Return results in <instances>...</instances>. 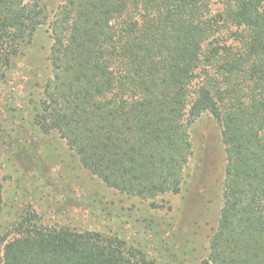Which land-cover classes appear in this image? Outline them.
I'll return each mask as SVG.
<instances>
[{
	"label": "trees",
	"instance_id": "16d2710c",
	"mask_svg": "<svg viewBox=\"0 0 264 264\" xmlns=\"http://www.w3.org/2000/svg\"><path fill=\"white\" fill-rule=\"evenodd\" d=\"M0 0V60L49 25L40 124L107 187L181 190L205 113L226 152L209 264H264V0ZM0 185V206L2 204ZM1 208V207H0ZM0 264H153L119 238L31 222Z\"/></svg>",
	"mask_w": 264,
	"mask_h": 264
},
{
	"label": "rangeland",
	"instance_id": "374dc122",
	"mask_svg": "<svg viewBox=\"0 0 264 264\" xmlns=\"http://www.w3.org/2000/svg\"><path fill=\"white\" fill-rule=\"evenodd\" d=\"M64 0H47L50 11ZM212 14L221 11L211 0ZM49 25L0 60V249L31 222L125 241L153 264H209L223 207L226 152L221 127L205 113L189 128L192 156L181 190L142 199L107 187L57 132L41 124L51 77Z\"/></svg>",
	"mask_w": 264,
	"mask_h": 264
}]
</instances>
